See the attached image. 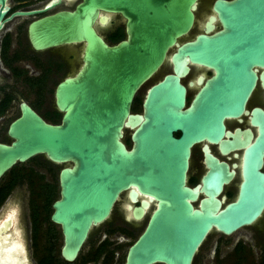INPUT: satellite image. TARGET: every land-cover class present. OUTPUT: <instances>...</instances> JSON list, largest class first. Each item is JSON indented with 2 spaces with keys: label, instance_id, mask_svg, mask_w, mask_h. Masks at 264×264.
I'll use <instances>...</instances> for the list:
<instances>
[{
  "label": "water",
  "instance_id": "1",
  "mask_svg": "<svg viewBox=\"0 0 264 264\" xmlns=\"http://www.w3.org/2000/svg\"><path fill=\"white\" fill-rule=\"evenodd\" d=\"M198 1L83 0L72 12L29 25L35 51L82 44L80 64L55 89L59 124L20 105V116L7 131L9 143H0V178L39 156L61 166L50 219L61 228L64 261L76 260L123 194L133 203L147 198L132 210L136 221L152 207L124 264H193L210 234L229 236L260 216L264 110L249 111L246 105L258 82L264 88V0H216L212 10L220 28L210 17L199 34L180 42L195 24ZM100 12L125 19L124 40L110 46L98 35L95 23L105 21ZM167 62L171 71L147 89L141 114H132L135 95ZM189 65L210 70L211 76L197 78L187 105L181 79ZM243 116L257 128L255 137L248 129L227 130V120ZM126 130L130 147L124 143ZM208 144L218 145L222 154L243 150L237 199L224 207L218 197L235 172ZM197 145L207 171L191 187L188 171Z\"/></svg>",
  "mask_w": 264,
  "mask_h": 264
},
{
  "label": "flooded vegetation",
  "instance_id": "2",
  "mask_svg": "<svg viewBox=\"0 0 264 264\" xmlns=\"http://www.w3.org/2000/svg\"><path fill=\"white\" fill-rule=\"evenodd\" d=\"M215 1H198L194 11L195 24L190 33L179 40L180 42L190 40L199 34L210 17L215 18L213 25L216 29L220 28L216 14L212 10ZM82 2L83 0L0 2V135L8 139L7 142L0 140V143H9L7 131L10 124L20 116L22 103L29 106L44 121L52 125L60 123L62 114L55 104V89L64 78L78 68L82 44L35 51L29 42L28 27L31 23L58 12H72ZM99 17L105 18V21L100 23L97 20L95 30L108 45H115L126 38L125 19L122 16L100 12ZM201 19L204 21L200 27ZM170 71L171 65L167 62L153 80L135 95L131 104L132 114H141L147 89ZM199 76L206 78L211 76V72L189 65V72L181 79L187 90V105L198 89L196 80ZM190 83L194 86L190 87ZM246 107L249 111L255 107L264 110V88L259 82ZM225 124L227 130L232 133L236 129L240 131L248 129L254 137L257 134V128L250 124L248 116H243L239 120H227ZM124 134V143L130 147L131 131L126 130ZM178 135L175 134V137ZM208 147L213 156L225 162L235 172L231 181L223 186L218 197L223 201L224 207L237 199L243 180V150L222 154L218 145L208 144ZM197 151L199 156L194 168V154ZM35 158L16 164L0 178V264L4 263L2 259L7 254V249L16 245L21 249V259L24 261H9V264H124L128 248L143 232L152 207L145 211L140 221L134 220L132 210L139 207L141 201H147V198L139 197L137 202L133 203L127 194H123L115 205L111 218L95 227L88 236L83 245V248L89 247L87 253L84 256L79 254L75 261H64L60 256L63 245L61 228L50 219L53 213L52 204L59 198L61 166L50 163L44 157L41 162L29 165ZM203 160L202 145H197L192 150L188 171L187 183L191 187L199 184L207 171ZM38 166L48 167L46 168L51 174V183L44 182V178L38 174ZM260 172L264 174L263 165ZM48 209H51L49 215ZM130 239L133 240L121 255L123 246ZM59 242V251L55 253ZM193 264H264V208L253 223L229 236L218 232L210 234L197 252Z\"/></svg>",
  "mask_w": 264,
  "mask_h": 264
},
{
  "label": "rangeland",
  "instance_id": "3",
  "mask_svg": "<svg viewBox=\"0 0 264 264\" xmlns=\"http://www.w3.org/2000/svg\"><path fill=\"white\" fill-rule=\"evenodd\" d=\"M203 21L204 20H200L199 21V25H200V27L202 26V23H203ZM145 91V90H144ZM143 91V92H144ZM137 109H139V106L137 107ZM0 140H3V141H5V142H7L8 141V139L7 138H5V137H3V136H1L0 135ZM195 159L193 160V167L194 168H196V164H195V162H196V160L198 159V151L197 152H195ZM37 161H42V157H36L35 159H33V160H31L29 163V165H33V163L34 162H37ZM27 166H28V164H27ZM26 167V166H25ZM47 166H45V167H43V166H38L37 167V171H38V174H40L43 178H44V182L46 183H51V174L49 173V171H48V167L46 168ZM56 171H58V168L56 169ZM50 203H51V201H50ZM49 211H48V215H49V213L51 212V209H48ZM213 238H215V236L213 237ZM212 238V239H213ZM133 239H130V240H127V242H126V244L123 246V250H122V252H121V255H123V253L126 251V248H127V246H128V244L132 241ZM214 240H216V239H214ZM59 245H60V242H59V244H58V246H57V248H56V250H55V253H57L58 251H59ZM88 246H85L82 250H81V256H84L86 253H87V251H88Z\"/></svg>",
  "mask_w": 264,
  "mask_h": 264
},
{
  "label": "bare ground",
  "instance_id": "4",
  "mask_svg": "<svg viewBox=\"0 0 264 264\" xmlns=\"http://www.w3.org/2000/svg\"><path fill=\"white\" fill-rule=\"evenodd\" d=\"M205 23V22H204ZM78 48V47H77ZM74 56V55H73ZM75 63V62H74ZM170 68V67H169ZM167 72V71H166ZM163 75V74H162ZM161 75V77H162ZM159 78V77H158ZM5 223V222H4ZM6 226V225H4ZM3 227V226H1ZM7 228V227H6ZM4 229V228H3ZM4 243V242H3ZM7 254L4 255V258L2 259V261H4L3 264H9V261H20L22 260V252L21 249L16 245L13 246L12 248L7 249ZM3 254V253H2ZM21 256V257H20ZM24 261V260H22ZM17 263V262H16Z\"/></svg>",
  "mask_w": 264,
  "mask_h": 264
}]
</instances>
